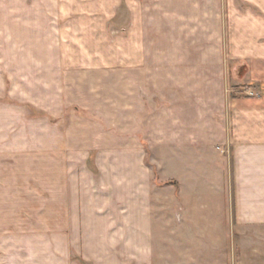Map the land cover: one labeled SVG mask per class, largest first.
Here are the masks:
<instances>
[{"label": "crops", "instance_id": "0c3cea01", "mask_svg": "<svg viewBox=\"0 0 264 264\" xmlns=\"http://www.w3.org/2000/svg\"><path fill=\"white\" fill-rule=\"evenodd\" d=\"M72 1L0 0V82L54 92L29 161L63 165L48 167L46 186L23 176L31 184L12 189L27 200L20 246L0 264H200L181 242L227 233L231 194L236 223L264 227V0L191 2L186 16L179 0H144L122 38L115 11ZM202 28L206 41L193 40ZM233 83L256 94L232 96Z\"/></svg>", "mask_w": 264, "mask_h": 264}, {"label": "rangeland", "instance_id": "374dc122", "mask_svg": "<svg viewBox=\"0 0 264 264\" xmlns=\"http://www.w3.org/2000/svg\"><path fill=\"white\" fill-rule=\"evenodd\" d=\"M139 2L142 4L144 0H135V3L133 0H120L118 5L113 7L110 0H85L84 2L73 0L71 5L72 9L80 6L81 9L87 11L97 9H111L115 11L110 20V28L117 29V34L122 38L126 35L122 28L127 25L130 18L132 20L133 12H136L134 8L139 9V13H141L142 6L141 4H137ZM191 2H198L200 10H206V6H209L210 10L212 6L213 9L217 10L221 7V2L222 4H226V10L231 2V5H235L237 10H242L249 5H246V3L240 0H179L178 4L184 10L183 15L185 14L186 16L189 12L188 10L192 8L193 3ZM145 4L147 6L149 5L148 2ZM148 11L152 14L154 8L149 7ZM199 30L200 32L195 34L196 36L193 40L206 41L207 35L205 28ZM117 34L115 33L113 36ZM184 36L186 35L184 34ZM226 39L228 40V34L226 35L224 33L223 37L221 36L217 40L218 42H226ZM243 62H245V59H240L235 62L236 64L234 63V66ZM47 84L46 82L29 81L0 82V190L2 189L0 191V252L2 253H5L6 250H15L20 246L14 236L16 224H20V222L19 224L17 223L16 216L18 217V212H23V210H20V206L21 203L27 200L24 199L25 195L22 193V190H20V193H13L12 189L15 186L23 187V185H30L31 183L29 182L33 180L36 181V184L39 183L41 186H46V176L50 165L55 166V176L63 170L62 167L60 169L56 167L59 164L63 166L62 163H48L43 156H40L39 160L29 161V156L32 153L30 144L31 136L40 131L38 129L42 127L41 124H45L48 119L51 120V123L54 121L48 115L46 109L48 98H53L54 94L51 88L48 90ZM54 86L53 89L56 90V86ZM251 88H254V85H239L233 83L230 93L232 96L238 93H245L247 98L254 97L253 94L256 93ZM38 122L39 126L37 128ZM31 123H36L35 129L33 130L31 129ZM217 151L222 155L224 154L225 157H230L229 150H225L221 146L218 147ZM226 159L230 162L228 157ZM229 165H231V162ZM23 176L29 178L34 177V179L25 180L21 178ZM55 182V186L62 185L60 178H55ZM43 196L44 194L27 195V197H33V201L38 202L42 200L41 197ZM230 196L231 218L229 224L226 225L227 233H224L222 228L220 229L217 226L215 227V242L206 241L203 243L196 239L194 241L183 240L181 242V248L184 252H191V249L201 250L198 255L200 264H264V227L239 226L236 220L233 219L232 194ZM167 197L169 198L168 194ZM207 200L217 202L215 197L210 194L207 195ZM34 212L38 213L37 210ZM44 223V220L37 216L35 218L36 226H34L38 228L41 225L44 229ZM42 231L39 233H42ZM169 243L173 244V242L168 241L167 244L166 242H161L160 245L168 251L169 246L164 247L163 244L168 245ZM172 249H174L173 246ZM204 249L208 253L203 252ZM81 262L82 264H87L84 260H81Z\"/></svg>", "mask_w": 264, "mask_h": 264}]
</instances>
